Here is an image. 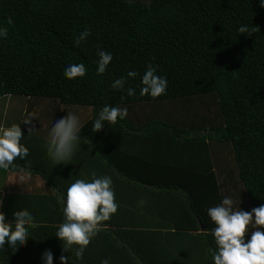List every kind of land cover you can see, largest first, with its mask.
Listing matches in <instances>:
<instances>
[{"label": "trees", "instance_id": "trees-1", "mask_svg": "<svg viewBox=\"0 0 264 264\" xmlns=\"http://www.w3.org/2000/svg\"><path fill=\"white\" fill-rule=\"evenodd\" d=\"M5 26L0 99L26 97L24 119L36 115L31 125L23 122L21 144L30 154L16 159L15 169L39 176L44 186L4 196L7 222L14 221L15 211L27 209L37 227H29L24 246L0 249V264H46L47 251L53 264H61L62 254L71 257L69 264L105 259L109 264H214L216 225L207 210L226 196L238 208L232 179L237 177L246 196L242 210L264 204L260 0H0V27ZM241 26L257 30L240 34ZM85 29L91 35L76 47L75 37ZM101 50L113 60L98 75ZM81 63L84 77L64 75L67 66ZM149 64L158 66L157 74L168 83L166 94L157 98L140 95ZM129 71L139 75L128 77ZM117 78H127L124 90L111 87ZM128 87L134 96H128ZM106 105L126 107L128 116L95 132L93 124ZM68 112L80 119V139L71 161L57 165L36 131ZM185 144L208 154L198 162L176 157ZM228 144L235 175L222 163V147ZM169 149L176 152L171 159L163 156ZM93 172L112 179L119 207L79 261L55 234L64 220L68 187L76 179L91 182ZM164 174L178 179L160 180ZM160 199L168 200L167 209L183 212L175 224L158 217Z\"/></svg>", "mask_w": 264, "mask_h": 264}, {"label": "clouds", "instance_id": "clouds-1", "mask_svg": "<svg viewBox=\"0 0 264 264\" xmlns=\"http://www.w3.org/2000/svg\"><path fill=\"white\" fill-rule=\"evenodd\" d=\"M260 6L264 7V0H260ZM11 17L7 24H13ZM257 27L249 29L241 26L240 34L255 33ZM91 35L89 29H85L75 37L74 44L79 47L82 41ZM8 28L0 27V38H7ZM97 74L106 72L108 65L113 60V55L101 50L97 53ZM156 65L149 64L141 78L140 95L153 98L166 94L168 83L166 77L157 74ZM87 69L83 63L72 64L66 67L64 75L68 79L84 77ZM139 73L129 71L127 76L135 78ZM127 78H117L111 83L113 89L124 90ZM128 96H134L135 89L127 88ZM128 116V109L120 106H104L93 124V131L99 132L103 129L105 122L115 124L118 119L123 120ZM34 113L28 114L23 120L25 124L31 125ZM35 131L34 126L29 132ZM81 123L78 116L68 112V115L56 120L47 143L49 158L55 164L71 161L80 139ZM23 132L20 124L0 130V169L15 168L16 159H26L29 149L21 144ZM31 163L30 161L28 162ZM21 171H25L21 169ZM91 182L84 179H76L67 189L66 201L63 207L64 220L59 225L56 236L64 242L63 250L74 254L77 260L82 261L84 252L101 230L102 223L108 221L118 211L119 205L115 202V193L112 187V179L108 176L96 177L92 173ZM235 200L224 197L222 202L207 210L211 221L216 225L212 230L215 239L216 250L213 252L214 264H264V204L249 211L242 210L240 206L234 207ZM2 206V201H0ZM14 221L7 222L6 214L0 211V249L7 244L11 248L17 245L24 246L29 237V227H37L34 217L27 210L15 211ZM250 229V239L246 236ZM75 247V250L73 251ZM65 255L60 256L61 264H69ZM43 259L46 264H53L51 251L44 253ZM101 264H109L107 259Z\"/></svg>", "mask_w": 264, "mask_h": 264}, {"label": "crops", "instance_id": "crops-1", "mask_svg": "<svg viewBox=\"0 0 264 264\" xmlns=\"http://www.w3.org/2000/svg\"><path fill=\"white\" fill-rule=\"evenodd\" d=\"M12 97V96H8ZM6 98V97H5ZM26 111V110H25ZM25 111L23 113H25ZM7 118L8 120L9 113L6 112L3 115V121L4 118ZM24 120V118H23ZM3 121L0 123V130L9 127L8 123H3ZM33 122V121H32ZM17 125L20 124L21 129L24 128L27 125H23L21 123H16ZM53 125H44L41 128L37 129V133L42 136L43 139H45L48 143V138H49V132L51 131V128ZM184 148L181 151H178L177 154L174 151H171L170 149L166 151L167 153H163V156L166 157L167 159H171L174 157V154H176V157L178 158H183L185 160H190L198 162V160L202 159L204 156H206L208 153L202 151H195L196 148L192 147H200V146H194V145H184ZM44 148V147H43ZM220 154L219 152H217ZM160 157V156H159ZM66 163V162H65ZM59 165H64V163H61ZM175 175V174H174ZM178 179V177H173V175L168 176V174H164L162 177H160V180H169L173 181L174 179ZM44 182L43 180L36 175H33L31 173H26L22 171H18L15 168L10 167L9 169H0V201L3 203V198L6 195L7 192L11 191H23L25 193H33L36 192L37 189L43 188ZM169 197H173L172 195ZM157 200L156 202L159 203L158 206V212L157 215L158 217H165L167 222L170 224H175V221L177 222L179 219H177V216L179 214L183 213L181 210H176V209H171V208H166V204L168 203V200ZM2 206H0V211H1Z\"/></svg>", "mask_w": 264, "mask_h": 264}, {"label": "rangeland", "instance_id": "rangeland-1", "mask_svg": "<svg viewBox=\"0 0 264 264\" xmlns=\"http://www.w3.org/2000/svg\"><path fill=\"white\" fill-rule=\"evenodd\" d=\"M130 1L147 3L150 0H130ZM26 106H27L26 97L12 96V97L1 98L0 123L3 121L4 113L8 112L9 113L8 120H6L7 118L5 117L4 120L6 121H3V123H8L9 127L16 123L23 124V118H24L23 112L26 110ZM227 146L228 147L225 146L222 147V150L224 151V153L222 154V163L230 167V169L233 171L232 175H235V163L233 160L232 151L230 150L231 146L229 144ZM232 183L235 186L232 188V191L237 201L239 202L240 208L242 209V207H245L247 205L245 193L237 177L232 179ZM254 230L255 229H250L249 233H251Z\"/></svg>", "mask_w": 264, "mask_h": 264}, {"label": "water", "instance_id": "water-1", "mask_svg": "<svg viewBox=\"0 0 264 264\" xmlns=\"http://www.w3.org/2000/svg\"><path fill=\"white\" fill-rule=\"evenodd\" d=\"M201 224V223H200ZM201 228L205 231V227L201 224Z\"/></svg>", "mask_w": 264, "mask_h": 264}]
</instances>
